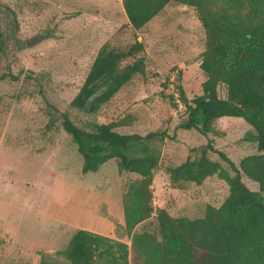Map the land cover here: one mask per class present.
Here are the masks:
<instances>
[{"label":"rangeland","instance_id":"1","mask_svg":"<svg viewBox=\"0 0 264 264\" xmlns=\"http://www.w3.org/2000/svg\"><path fill=\"white\" fill-rule=\"evenodd\" d=\"M0 19V30L11 37L0 65V76L6 75L0 81V186L16 187L18 194L0 196V264H39L44 251L9 242L16 237L25 244L49 242L41 238L43 231L53 230L54 222L40 218L47 211L68 221V233L57 247L66 245L74 225L100 230L102 222L120 219L116 199L122 196V183L133 175L120 174L115 159L96 172L83 173V156L63 128L64 111L80 126L128 119L130 126L120 132L164 133L150 141L165 162L154 170L156 208L174 217L198 218L208 205L218 207L225 201L229 185L217 175L197 185L173 182L167 170L191 148L209 141L236 163L257 152L255 144L242 140L251 126L240 117L217 119L215 132L207 135L177 128L186 114L185 102L180 99V106L175 92L181 95L183 90L191 101L203 93L207 79L200 66L206 33L194 6L169 3L141 31L130 26L122 0H0ZM136 39L145 44V74L134 77L97 113L71 109L100 47L109 42L126 48ZM13 165L16 169L10 170ZM59 168L63 175L52 174ZM243 180L259 190L258 183L246 176ZM24 190L33 195L29 212L15 207L23 204ZM9 200L13 206L5 204ZM156 230L154 217L134 229ZM5 232L12 234L10 241ZM116 234L122 240L110 238L129 246V264H146L141 251L132 248L126 225L121 224Z\"/></svg>","mask_w":264,"mask_h":264},{"label":"trees","instance_id":"2","mask_svg":"<svg viewBox=\"0 0 264 264\" xmlns=\"http://www.w3.org/2000/svg\"><path fill=\"white\" fill-rule=\"evenodd\" d=\"M172 2L194 6L206 33L200 64L207 74L203 93L188 101L181 91L186 116L177 128L207 135L215 132L217 119L240 117L251 126L242 140L255 144L257 152L236 163L209 141L191 148L167 170L173 182L197 185L217 175L229 185L225 201L208 205L198 218L174 217L154 206V170L165 162L150 141L162 138L163 132H120L130 126L128 119L80 126L69 111L61 113L63 128L83 156V173L96 172L115 159L120 174L133 175L121 187L124 222L132 248L141 251L146 264H264V0H122L136 31ZM10 38L0 30V65ZM144 50L139 39L126 48L104 43L70 108L97 113L134 77L145 74ZM244 176L258 183L259 190L247 186ZM152 217L156 232L134 231ZM39 264H129V246L79 228L63 249L41 252Z\"/></svg>","mask_w":264,"mask_h":264},{"label":"crops","instance_id":"3","mask_svg":"<svg viewBox=\"0 0 264 264\" xmlns=\"http://www.w3.org/2000/svg\"><path fill=\"white\" fill-rule=\"evenodd\" d=\"M20 152L22 153L21 155H23V153L26 154V152H24V151H20ZM26 161H28V160H26ZM9 168H10V170H14V169H16V165L9 166ZM60 173L63 175V169L62 168H59V170H55L54 169L53 172H52V174H54L56 176L60 175ZM50 176H51V174H50ZM50 178H52V177H50ZM26 181H29V180H26ZM37 182L41 183V180H38ZM6 194H8L10 196H11V194H17L16 187L4 188V187L0 186V196L6 195ZM21 196L25 197L22 200L23 204L22 205L21 204H15V207H17V208H19V209H21L23 211L29 212L27 207L34 206V200H32L33 199V197H32L33 195L28 194V192L26 190H24V192H23V194ZM120 197L121 198L116 199V202H119V204H117V206L119 208V214L118 215L120 217V219L117 222L115 220H107V222H102L100 230L94 229V228H92V226H82L80 224H77V225H74L75 231L77 229H79V228H83V229H87V230H90V231H93V232H96V233H99V234H102V235H106L108 237L117 238V239L122 240L116 234V231L118 230V227L121 224L125 226L123 200H122V196H120ZM5 204H7L9 206H13L14 203H12L9 200L8 202L6 201ZM122 208H123V211H122ZM30 212H34V211L31 210ZM38 214H40V213H38ZM40 215H41L40 218H45V219H47V220H49L51 222H54L53 230L50 233H45V231H43V235L41 234V238L46 240V241H49V242H44V244H40V245H32L31 242L25 244V243L21 242V240H19L17 237L15 238V240H11L12 234H9L8 232H5L4 235L6 237H8L9 241L11 240L10 242L9 241L8 242L9 243H11L12 241L13 242H17V244H20L24 249H30V250L40 249V251H44V252H48V253L49 252L52 253V252H55V251H57L59 249H63L67 245V243L69 242V240L71 238L68 240V242H66V245L63 246V247H57V246H55V244L60 242V241H62L63 237H66V235L68 233V221L63 220V219L59 218L58 216H56L54 214L50 215L49 211L45 212L44 214L42 213ZM107 219H108V217H107ZM60 220H63V222H59ZM62 225H63V227H62ZM74 232H73V234H74ZM115 236H117V237H115Z\"/></svg>","mask_w":264,"mask_h":264},{"label":"built area","instance_id":"4","mask_svg":"<svg viewBox=\"0 0 264 264\" xmlns=\"http://www.w3.org/2000/svg\"><path fill=\"white\" fill-rule=\"evenodd\" d=\"M175 97H176V100L180 103V92L179 91L175 92ZM181 105H182V103H180V106Z\"/></svg>","mask_w":264,"mask_h":264}]
</instances>
